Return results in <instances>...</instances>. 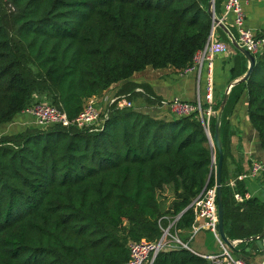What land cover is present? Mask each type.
Returning a JSON list of instances; mask_svg holds the SVG:
<instances>
[{"label": "trees", "instance_id": "trees-1", "mask_svg": "<svg viewBox=\"0 0 264 264\" xmlns=\"http://www.w3.org/2000/svg\"><path fill=\"white\" fill-rule=\"evenodd\" d=\"M210 1L0 0V264H126L130 243L158 240L160 228L175 218L174 230L187 241L194 222L188 206L215 185L218 161L197 114L165 120L133 104L112 105L92 129L1 132L43 100L72 121L113 85L124 83L134 95L136 86L128 83L148 67L184 72L212 30ZM222 2L214 1L217 15ZM246 64L237 52L231 79ZM244 93L264 151V52L249 79L231 88L220 122L224 233L241 241L239 247L264 229V202L237 203L242 182L231 188L226 181L228 117ZM219 105L214 102V111ZM214 126L215 117L208 126L212 141ZM153 264L208 261L177 248Z\"/></svg>", "mask_w": 264, "mask_h": 264}, {"label": "built area", "instance_id": "built-area-1", "mask_svg": "<svg viewBox=\"0 0 264 264\" xmlns=\"http://www.w3.org/2000/svg\"><path fill=\"white\" fill-rule=\"evenodd\" d=\"M252 0H224L222 10L219 15L214 11V17L217 23L212 21V30L204 47L198 51L194 58L192 66L181 74L193 72L196 75L197 96L194 102H185L178 98H173L169 102L162 103V106L175 117H189L197 114L208 133L209 121L215 117L216 111L213 109L214 104V82H213V61L218 55L230 53V46L221 42L216 34L217 29L224 27L228 33H225L229 43L231 38L236 45L248 51L254 58L264 52V33L256 34L250 29L245 28L244 6ZM231 45V44H230ZM236 50V49H235ZM205 79V102H202L199 95V85L202 76ZM141 92V90H137ZM111 104H116L117 108H131L132 103L128 102L122 96H114L110 100ZM96 98L89 99L78 116L70 121L67 115L59 108L48 103H36L26 109L24 114L30 116L34 124L39 128H48L52 126L76 127L78 129H92L103 124L108 117V113L101 114L96 109ZM205 103V104H204ZM212 146V144H211ZM213 163H215L213 158ZM264 175V159L253 160L249 169L244 174L231 181L228 186L234 188L237 182L248 179H254ZM234 200L242 203L248 200L246 194H234ZM194 213V222L188 233V240L182 241L178 233L174 230L177 218L170 220L168 225L161 229V236L153 242L140 241L129 244V258L126 264H153L157 256L162 252H168L172 249L183 248L192 252L189 243L202 230L209 231L220 247V252L213 255H199L210 264H244L234 256L232 249L226 246L218 235V215H217V195L215 185L211 188L206 187L202 193L191 202L188 206ZM235 244L236 241H233ZM261 253L264 258V235L261 238Z\"/></svg>", "mask_w": 264, "mask_h": 264}, {"label": "crops", "instance_id": "crops-1", "mask_svg": "<svg viewBox=\"0 0 264 264\" xmlns=\"http://www.w3.org/2000/svg\"><path fill=\"white\" fill-rule=\"evenodd\" d=\"M244 14L245 28L252 30L256 34L264 33V0H252L244 6ZM219 30L224 32L222 29ZM216 34L221 42L230 46L229 54L218 55L213 61V97L214 102L218 101L221 103L230 85L239 78L231 79L234 58L238 51L230 45L229 41L223 39L219 32H216ZM246 65L248 67V63ZM200 81L199 95L201 101L205 102L204 75ZM128 84L136 86L133 91L134 95L128 93L129 87L126 88L124 83H120L110 87L102 98H96L97 103L103 100H111L109 98L110 95L111 97L122 96L126 99L130 97L135 110L156 119L169 120L171 113L166 107L162 106L163 102H169L173 98H178L185 102H194V95L195 98L197 96L196 75L193 72L181 74L171 69L153 70L148 67L143 72L135 74ZM137 90H141V92H137ZM136 93H142L143 95L141 97L136 96ZM146 97L151 99L154 104L147 101L145 99ZM247 102V95L244 93L228 117L229 129L232 133L230 158L227 160L226 181L228 184L236 179V175H242L247 172L253 160L260 161L264 159V151L260 147L257 133L253 130L248 118ZM23 115L24 113L18 115L12 123L8 124L5 129H2L1 134H9L7 132L5 133V131H11L12 126L20 128L21 131L33 127L30 126L34 125L33 120H31L32 118ZM242 185L248 199H256L264 202V175H260L254 179L244 180L242 181ZM163 196L169 198L168 192L166 191ZM190 243L193 246L191 248L192 252L199 255H213L220 252L218 243L207 230L199 232ZM240 243L241 241H236L233 246L234 254L239 260L244 264H264L261 247L258 246L256 241H245L243 247H239Z\"/></svg>", "mask_w": 264, "mask_h": 264}, {"label": "water", "instance_id": "water-1", "mask_svg": "<svg viewBox=\"0 0 264 264\" xmlns=\"http://www.w3.org/2000/svg\"><path fill=\"white\" fill-rule=\"evenodd\" d=\"M214 1L215 0L210 1V6L208 9V15L214 23H217L218 20L214 17ZM221 29L225 33H228L224 27L221 26ZM230 44L234 49H236L246 59V61L248 63V67H247V71L245 72V74H243L241 77H239L237 80H235L230 85L227 92L225 93V96H224L222 102L220 103V105L216 111V114H215V126H214L215 132H214V136H213V141L211 140V138H210V140H211L212 146L215 147V150L218 153V161H217V165H216L215 170H214V184L216 187V195H217L218 235H219L220 240L226 246H228L229 248L232 249L234 246V243L226 238L225 233H224V226H223V208H222V197H221V191H222L221 175H222V165H223V152H222V142L220 140V122H221L222 112H223V109H224V107L228 101L231 88L233 86H235L236 84L246 82L249 79V77L251 76L253 69L255 67V58L245 49L239 48L236 45L233 38H231ZM263 235H264V229H263V233L260 236L249 238L246 241H248V242L249 241H256L258 246L261 247V238L263 237ZM208 264H210L209 261H208Z\"/></svg>", "mask_w": 264, "mask_h": 264}, {"label": "rangeland", "instance_id": "rangeland-1", "mask_svg": "<svg viewBox=\"0 0 264 264\" xmlns=\"http://www.w3.org/2000/svg\"><path fill=\"white\" fill-rule=\"evenodd\" d=\"M108 93V92H107ZM140 94H142V93H140ZM114 96H112L111 97V95H110V97L109 98H113ZM34 98H38L37 96H35ZM194 99H195V95H194ZM128 102H132V99L129 97V98H127L126 99ZM41 102H43V103H47V101H45V100H43V101H41ZM49 104V103H48ZM115 106V108L116 109H119V108H117L116 106V104H114V103H112L111 104V102H110V99H108L107 101H102V102H100V103H96V109L103 115V114H105L107 111H108V108L110 107V106ZM23 116H25V117H27L28 115L27 114H24ZM32 120V119H31ZM16 121V120H15ZM30 125V124H29ZM7 126V125H6ZM6 126L4 127V129L6 128ZM30 126H33V127H35V128H39V127H37L35 124L34 125H30ZM21 130H20V128H18V127H14V126H12V129H11V131H5V133L7 132V133H19ZM163 198H165V197H163V196H161L160 195V200H162ZM166 202H169V199L166 197ZM193 246L191 245V243H189V248H192Z\"/></svg>", "mask_w": 264, "mask_h": 264}]
</instances>
